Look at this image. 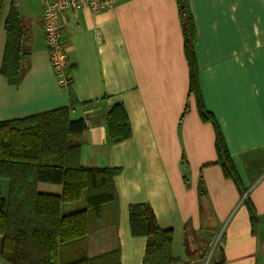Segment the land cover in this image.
<instances>
[{
    "label": "crops",
    "instance_id": "crops-1",
    "mask_svg": "<svg viewBox=\"0 0 264 264\" xmlns=\"http://www.w3.org/2000/svg\"><path fill=\"white\" fill-rule=\"evenodd\" d=\"M189 6L205 106L221 126L242 189L217 165L214 126L201 119L189 95L176 0H125L100 14H63V42L75 65L71 89L79 102L71 119L88 124L77 137L80 163L122 169L115 178L119 225L90 232V257L120 248L121 264H144L147 238L132 235L129 208L148 203L160 227L174 232L177 264H208L213 245L211 252L218 248L211 264L220 251L224 264H264V173L254 180L245 165L248 155L264 153V0H189ZM9 8L7 0L0 16V69ZM43 11V0H19L23 24L32 32L30 69L16 87L0 72V121L70 105L69 88L59 85L48 56ZM117 104L125 107L133 136L113 145L106 115ZM201 176L208 192L199 197ZM39 189L62 191L44 184ZM247 196L258 214L255 228Z\"/></svg>",
    "mask_w": 264,
    "mask_h": 264
},
{
    "label": "trees",
    "instance_id": "trees-1",
    "mask_svg": "<svg viewBox=\"0 0 264 264\" xmlns=\"http://www.w3.org/2000/svg\"><path fill=\"white\" fill-rule=\"evenodd\" d=\"M7 0H1L0 16ZM184 37V54L189 68V95L195 99L204 122L215 129L217 165L224 175L242 189V181L215 115L205 106L196 56L197 31L189 0H176ZM7 40L1 75L10 86H19L30 69L32 32L24 26L19 0H10L5 20ZM71 70L75 65H71ZM70 105L23 118L0 121V259L5 264H121L120 248L90 257L88 236L103 225H119V195L115 178L120 168H90L81 161V136L88 128L85 119H71L75 104L71 89ZM188 108L185 113H187ZM109 142L119 144L133 136L125 107L117 104L106 115ZM245 160L256 180L264 173V153L254 152ZM188 181V161H181ZM199 197L207 195L201 176ZM7 183V196L3 191ZM42 184L61 186L60 194L41 192ZM85 200L82 210L64 213V205ZM244 204L251 224H258V214L247 196ZM131 233L146 237L144 264H177L173 256V230H163L148 203L129 208ZM217 248L215 252H217ZM214 252V253H215ZM216 264H224L222 251Z\"/></svg>",
    "mask_w": 264,
    "mask_h": 264
},
{
    "label": "built area",
    "instance_id": "built-area-1",
    "mask_svg": "<svg viewBox=\"0 0 264 264\" xmlns=\"http://www.w3.org/2000/svg\"><path fill=\"white\" fill-rule=\"evenodd\" d=\"M125 0H43V27L47 42V52L61 87L69 86L71 59L63 42V27L60 18L66 13L89 10L100 14L114 8Z\"/></svg>",
    "mask_w": 264,
    "mask_h": 264
},
{
    "label": "rangeland",
    "instance_id": "rangeland-1",
    "mask_svg": "<svg viewBox=\"0 0 264 264\" xmlns=\"http://www.w3.org/2000/svg\"><path fill=\"white\" fill-rule=\"evenodd\" d=\"M0 6H1V3H0ZM24 23H25V25H27V22L26 21ZM44 185L53 186V185H49V184H44ZM3 191L5 193V196H7V183L6 182H3ZM64 206L65 207L63 209V212L64 213H69L70 211H77V210L84 209L86 207V202H85V200H82V201H80L78 203H71V204L68 203V204H65ZM206 245H208V241H206ZM204 246H205V243H204ZM213 246L212 247L209 246V251H208L207 256H206V258H208V260L206 261V262H208V264H211L213 262V260L215 259L214 252L211 255V251H212L211 249L213 248ZM204 249H205V247H204ZM210 255H211V258L209 260ZM195 257H198V256H195Z\"/></svg>",
    "mask_w": 264,
    "mask_h": 264
},
{
    "label": "water",
    "instance_id": "water-1",
    "mask_svg": "<svg viewBox=\"0 0 264 264\" xmlns=\"http://www.w3.org/2000/svg\"><path fill=\"white\" fill-rule=\"evenodd\" d=\"M212 253H213V252H211V255H212ZM211 255H210V257H209V260H210V258H211Z\"/></svg>",
    "mask_w": 264,
    "mask_h": 264
}]
</instances>
